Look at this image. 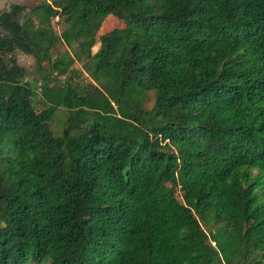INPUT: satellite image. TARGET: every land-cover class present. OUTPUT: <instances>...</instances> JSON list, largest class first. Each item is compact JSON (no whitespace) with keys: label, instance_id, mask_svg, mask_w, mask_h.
Returning a JSON list of instances; mask_svg holds the SVG:
<instances>
[{"label":"trees","instance_id":"obj_1","mask_svg":"<svg viewBox=\"0 0 264 264\" xmlns=\"http://www.w3.org/2000/svg\"><path fill=\"white\" fill-rule=\"evenodd\" d=\"M0 264H264V0L0 11Z\"/></svg>","mask_w":264,"mask_h":264},{"label":"rangeland","instance_id":"obj_2","mask_svg":"<svg viewBox=\"0 0 264 264\" xmlns=\"http://www.w3.org/2000/svg\"><path fill=\"white\" fill-rule=\"evenodd\" d=\"M47 2H53L54 0H46ZM10 3H17L20 5H24L26 7H33L37 4L40 3V0H0V10L3 8H6L8 6V4ZM52 22V28L54 29V31L56 33H59L64 25L62 23H60V20H58L57 17H54L53 19H51ZM123 21L116 19L115 17H113L112 15H108L102 22L99 30L96 33L95 36V43L93 44V46L91 47V52H94L97 49L98 46V39L97 37L106 32L109 31L110 29H114V28H119L122 27ZM64 51H69V53H71L70 49L66 47L65 44L63 43H58L55 47L54 50H51V54L52 57H54L57 53H62ZM16 58V62L19 65H22L25 67L26 70H28L30 73L33 72L34 70V59L32 56L30 55H26L24 53L21 52H17L15 55ZM70 68L73 69V73L71 74L76 75L74 81L78 82L80 84H88L89 82H91L90 77L87 75V73L84 71V69L82 68V65L80 62H73L72 65L70 66ZM27 76V75H26ZM60 78H63V76H61ZM26 80H29L30 77L27 76L25 77ZM36 95L34 97L35 102L33 103V108L34 110H39L41 107L44 106V101L42 99V97L38 94V89H36ZM156 94V89L155 88H151L149 91H147L146 93V97H145V101L143 103V107L145 109H149L150 106L152 105L153 99H154V95ZM65 115H66V111L63 107H58L56 109V111L54 112L51 121L49 122V126L50 129L52 130V132L54 134H58L60 128L62 127V124L64 122L65 119ZM175 196L176 198H180V192L176 191L175 192ZM214 243V242H213Z\"/></svg>","mask_w":264,"mask_h":264},{"label":"flooded vegetation","instance_id":"obj_3","mask_svg":"<svg viewBox=\"0 0 264 264\" xmlns=\"http://www.w3.org/2000/svg\"><path fill=\"white\" fill-rule=\"evenodd\" d=\"M10 4H11V3H10ZM10 4H8V6H9ZM8 6H7L6 8H3V9H1L0 11H2V10H4V9H7V8H8Z\"/></svg>","mask_w":264,"mask_h":264}]
</instances>
